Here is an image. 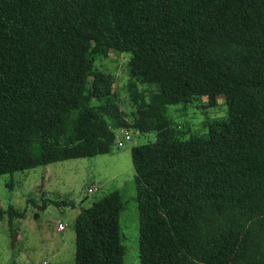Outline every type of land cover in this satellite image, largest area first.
I'll return each mask as SVG.
<instances>
[{
	"label": "trees",
	"instance_id": "1",
	"mask_svg": "<svg viewBox=\"0 0 264 264\" xmlns=\"http://www.w3.org/2000/svg\"><path fill=\"white\" fill-rule=\"evenodd\" d=\"M111 52L150 89L138 264H264V0H0V177L110 151ZM204 98L223 118L182 123ZM123 210H80L74 264H124Z\"/></svg>",
	"mask_w": 264,
	"mask_h": 264
},
{
	"label": "rangeland",
	"instance_id": "2",
	"mask_svg": "<svg viewBox=\"0 0 264 264\" xmlns=\"http://www.w3.org/2000/svg\"><path fill=\"white\" fill-rule=\"evenodd\" d=\"M130 60L128 53L111 52L94 62L110 76L109 109L125 125L112 130L114 138L107 154L0 177V264H74V224L80 210L115 190L124 203L119 215L126 246L124 264H138L139 212L131 149L154 142L155 134L135 128L149 122L142 114L151 101L148 86L132 78ZM221 103L219 100V106L210 108L204 98L200 102L203 109H188L187 119L181 122L200 129L206 122L223 118ZM171 112L181 113L178 107ZM60 224L63 230L58 228Z\"/></svg>",
	"mask_w": 264,
	"mask_h": 264
},
{
	"label": "built area",
	"instance_id": "3",
	"mask_svg": "<svg viewBox=\"0 0 264 264\" xmlns=\"http://www.w3.org/2000/svg\"><path fill=\"white\" fill-rule=\"evenodd\" d=\"M58 228H59L60 230H63V226H62L61 224L58 226Z\"/></svg>",
	"mask_w": 264,
	"mask_h": 264
}]
</instances>
